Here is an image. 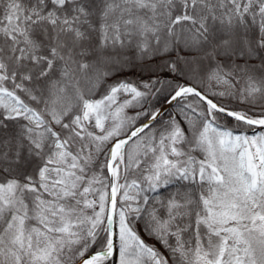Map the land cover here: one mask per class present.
<instances>
[{
	"label": "snow or ice",
	"instance_id": "1",
	"mask_svg": "<svg viewBox=\"0 0 264 264\" xmlns=\"http://www.w3.org/2000/svg\"><path fill=\"white\" fill-rule=\"evenodd\" d=\"M0 264H264V0H0Z\"/></svg>",
	"mask_w": 264,
	"mask_h": 264
}]
</instances>
